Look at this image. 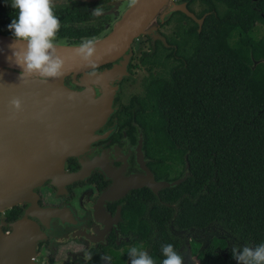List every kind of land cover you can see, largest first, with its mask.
I'll list each match as a JSON object with an SVG mask.
<instances>
[{"label":"trees","instance_id":"obj_1","mask_svg":"<svg viewBox=\"0 0 264 264\" xmlns=\"http://www.w3.org/2000/svg\"><path fill=\"white\" fill-rule=\"evenodd\" d=\"M199 1L198 15L208 11L201 30L177 11L166 19L168 44L142 49L149 74L131 101L157 178H186L130 194L125 214L136 217L122 229L131 247L109 264H182L185 232L207 228L220 235L196 239L201 252L264 264V0Z\"/></svg>","mask_w":264,"mask_h":264},{"label":"water","instance_id":"obj_2","mask_svg":"<svg viewBox=\"0 0 264 264\" xmlns=\"http://www.w3.org/2000/svg\"><path fill=\"white\" fill-rule=\"evenodd\" d=\"M175 11L196 20L201 30L206 14L198 18L187 2L136 0L114 29L94 42L65 44L0 34V212L21 201L32 203L26 215L12 223L10 233H4L0 224V264H39L37 246L47 234L27 215L37 208L42 219H49L57 211L41 207L34 188L50 178L55 184L63 181L67 158L90 149L96 131L115 110L114 83L131 75L134 41L148 35L167 44L158 27ZM108 63L113 67L89 72ZM68 75L82 88L67 84ZM91 168L84 165L71 173L70 181L85 178ZM185 178L184 174L176 180H158L149 169L144 175L114 177L107 194L122 197L143 186L158 193ZM47 219L42 221L48 224ZM188 257L196 264L191 254Z\"/></svg>","mask_w":264,"mask_h":264},{"label":"flooded vegetation","instance_id":"obj_3","mask_svg":"<svg viewBox=\"0 0 264 264\" xmlns=\"http://www.w3.org/2000/svg\"><path fill=\"white\" fill-rule=\"evenodd\" d=\"M207 1L221 3L223 0ZM135 2L136 0H0V34L21 35L65 44L90 43L110 33ZM175 2H187L188 8L195 12L198 18L208 13L206 11L203 15H198L203 8L199 0L191 4L193 8L189 6L191 0ZM170 17H164V20L160 21L158 29L162 36L170 30L171 24L166 22ZM69 35L83 36L70 39ZM141 37H146L150 45L160 40L153 41L150 36L141 35L135 41ZM142 49L150 50V47L140 46L136 50L138 57ZM136 57L134 53L128 64L131 75L114 83L118 86L115 110L96 131L97 135L90 149L67 158L63 181L55 184L50 178L34 188L39 195L37 203L41 207L50 206L57 211L49 219L43 218L47 219L48 224L42 221L37 208H33L27 215L32 221L39 223L47 234V239L40 241L37 246L35 261L39 264H109V261L117 256L115 252L131 247V236L122 229L124 225L133 226L136 217L133 211L127 216L125 214L127 198L136 190L151 189L147 186L132 188L122 197H118L116 192L110 195L107 192L114 182V177L144 175L150 169L158 179L152 168L146 143V126L137 121V109L131 106V101L143 91L142 82L145 78L142 76L140 82L136 79V68L139 65L146 67L140 60L136 63ZM121 59L116 61L117 64ZM113 65L108 63L89 72L103 71ZM80 76L81 74L77 78ZM65 82L74 88H82L72 75L66 76ZM97 94H100L99 88ZM84 165L86 168L95 166L85 178L71 182L70 174ZM147 200L150 201V198ZM31 205L30 201H21L0 212L2 231L10 233L13 230L12 223L21 220L27 210L31 209ZM144 216L145 225H148L149 209L145 211ZM188 230L185 232L186 240L190 235V241L196 243L197 240H203L205 245L212 234H216L211 228L205 231L198 229L199 235L192 229ZM181 250V263L192 264L188 257L190 251L187 248Z\"/></svg>","mask_w":264,"mask_h":264},{"label":"rangeland","instance_id":"obj_4","mask_svg":"<svg viewBox=\"0 0 264 264\" xmlns=\"http://www.w3.org/2000/svg\"><path fill=\"white\" fill-rule=\"evenodd\" d=\"M199 6V5H198ZM200 7V6H199ZM150 43H148L146 37H141L138 41H135L132 45L134 49V53L137 56L136 57V63L139 62L138 58V51H136L140 46L147 47ZM140 55V54H139ZM136 74H137V81L140 82L141 77L147 76L149 74L148 68L143 67L142 65H139L138 68H136ZM129 82H134V80H129ZM189 243H192L193 251H192V260L195 261L196 264H220L221 259L220 255L218 254H211L208 253L206 250L201 252L200 251V246L201 244L199 243H194L189 240ZM190 255V254H189ZM93 264H96L93 262Z\"/></svg>","mask_w":264,"mask_h":264},{"label":"clouds","instance_id":"obj_5","mask_svg":"<svg viewBox=\"0 0 264 264\" xmlns=\"http://www.w3.org/2000/svg\"><path fill=\"white\" fill-rule=\"evenodd\" d=\"M172 1L175 2V0H172ZM189 240H190V239H189ZM187 241H188V240H187ZM189 245H190V243H189ZM190 247H191V245L189 246L188 251L190 250ZM191 252H192V251L190 250L189 253L191 254ZM191 256H192V255H191Z\"/></svg>","mask_w":264,"mask_h":264},{"label":"bare ground","instance_id":"obj_6","mask_svg":"<svg viewBox=\"0 0 264 264\" xmlns=\"http://www.w3.org/2000/svg\"><path fill=\"white\" fill-rule=\"evenodd\" d=\"M200 13V12H199ZM162 33V32H161Z\"/></svg>","mask_w":264,"mask_h":264}]
</instances>
